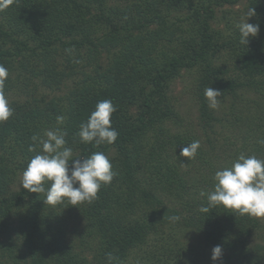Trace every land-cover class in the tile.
<instances>
[{
  "label": "trees",
  "instance_id": "16d2710c",
  "mask_svg": "<svg viewBox=\"0 0 264 264\" xmlns=\"http://www.w3.org/2000/svg\"><path fill=\"white\" fill-rule=\"evenodd\" d=\"M240 1L11 0L0 8V64L14 109L0 123V264H109L108 253L111 264H203L217 245L224 264H264L259 218L223 206L200 211L216 171L241 153L264 159V0L234 10ZM249 8L260 31L245 45L237 25ZM184 71H197V124L172 92ZM209 86L222 93L216 109ZM249 94L260 98L248 103ZM105 99L117 109L118 139L82 142L81 124ZM57 128L74 158L103 152L117 173L91 203L50 205L21 187L41 151L32 137ZM196 140V156L182 157Z\"/></svg>",
  "mask_w": 264,
  "mask_h": 264
},
{
  "label": "clouds",
  "instance_id": "9594fccd",
  "mask_svg": "<svg viewBox=\"0 0 264 264\" xmlns=\"http://www.w3.org/2000/svg\"><path fill=\"white\" fill-rule=\"evenodd\" d=\"M10 3L11 0H0V8ZM255 15V8H249L247 19L237 25L241 44L247 45L249 37H256L260 31L259 24L248 22ZM8 75V69L0 64V123L8 121L14 114L4 92ZM204 95L210 108L219 107L218 97L222 95L219 90L209 86ZM116 110L110 99L98 102L87 122L80 126L78 135L81 141H95V145L113 144L119 136L111 125V116ZM64 119V116H58L57 122L62 124ZM66 135V132L57 128L47 130L44 137H32L33 142L40 145L41 151L31 158L23 171L21 187L30 193H44V203L50 205L65 200L73 206L83 202L91 203L97 198L101 187L110 184L117 173L103 152L74 158L73 150L66 146ZM258 143L264 144V139L258 140ZM200 146L199 140L193 141L182 148L180 155L194 158ZM29 151L34 152L35 147L30 146ZM214 181L213 191L207 194L201 192V196H207V206L200 208L202 213H208L211 207L223 206L240 215L264 218V159L241 153L230 167L216 171ZM170 219L179 221L180 217L173 216ZM222 254V247L217 245L212 250L211 259L218 261ZM106 258L109 264L114 259L111 253L106 254Z\"/></svg>",
  "mask_w": 264,
  "mask_h": 264
},
{
  "label": "rangeland",
  "instance_id": "374dc122",
  "mask_svg": "<svg viewBox=\"0 0 264 264\" xmlns=\"http://www.w3.org/2000/svg\"><path fill=\"white\" fill-rule=\"evenodd\" d=\"M245 6H246V1L242 0L235 7H233V9L234 10L241 9L243 11L245 9ZM196 72H191V71L185 72L184 71L182 76L172 86V92L181 97V101L183 104V107L181 108V112L183 113L185 117L188 118V121H192L194 124H197V121L199 119V114L197 112V109L194 107L195 95H194V91L192 90L193 82L197 76ZM60 93L62 94L63 92H58V94ZM258 97L260 98V95L252 96L251 94H249L248 97L246 98L247 99L246 102L251 103L253 102V100L257 99ZM231 120H232V117H229V120L227 123H230ZM228 132L230 133V135L234 133L232 130H229ZM235 135H236L237 144L241 145L242 138L240 137L241 133L238 129L235 131ZM259 219L264 225V218H259ZM260 235L262 237L264 236V229H263V233H260ZM256 241H260V240H256ZM261 242L264 243V240ZM87 257L92 258V253L87 252ZM211 257H212V252H210L209 255L206 256L203 264H224L222 257L220 260L215 261V262L211 259Z\"/></svg>",
  "mask_w": 264,
  "mask_h": 264
}]
</instances>
